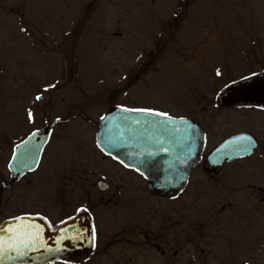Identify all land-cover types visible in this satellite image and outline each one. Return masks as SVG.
I'll list each match as a JSON object with an SVG mask.
<instances>
[{
	"label": "rangeland",
	"instance_id": "374dc122",
	"mask_svg": "<svg viewBox=\"0 0 264 264\" xmlns=\"http://www.w3.org/2000/svg\"><path fill=\"white\" fill-rule=\"evenodd\" d=\"M174 1L140 0L137 15L122 16L117 0H0V125L23 120L26 101L39 93L51 99L44 113L64 115L66 94L88 87L94 123L114 102L207 120L213 125L207 130L209 145L229 130L253 131L260 142L254 154L224 170L223 184L197 185L194 175L187 198L190 216L216 215L227 201L234 214L228 223L221 211L215 254L200 253L194 264H229V235L235 264H264L259 250L264 204L246 186L264 188V112L219 113L211 104L225 85L248 74L245 63L252 61L255 68L260 67L256 59L264 62V11L241 8L243 0H194L171 44L156 46L151 40L157 22ZM16 129L14 139L21 133L20 126Z\"/></svg>",
	"mask_w": 264,
	"mask_h": 264
},
{
	"label": "flooded vegetation",
	"instance_id": "af4514ba",
	"mask_svg": "<svg viewBox=\"0 0 264 264\" xmlns=\"http://www.w3.org/2000/svg\"><path fill=\"white\" fill-rule=\"evenodd\" d=\"M117 1L120 2L118 11L122 16L137 15L143 9L139 6L140 0ZM191 1L194 2L175 0L168 15L158 20V30L151 40L154 45L171 44L172 34L193 9ZM243 1L246 5L241 8L264 11V0ZM137 21V25L143 24ZM250 43L248 49L252 47ZM256 60L260 67L254 68L252 61L244 64L247 70L244 72L248 73L245 77L264 72V62ZM223 90L211 100L216 112L233 109L264 112V105L220 106L217 99ZM37 95L41 99L37 100ZM37 95L26 101L23 120L15 123L5 120V124L0 125V224L14 217L38 216L56 227L82 214L88 221V238L85 253L80 255L45 263L20 264H194L200 263V253L206 257L215 254L216 241L220 238L221 211L227 212L224 218L230 223L234 216L233 205L230 201L221 203V211L217 210L216 215L207 218L190 216L187 190L194 175L200 181L197 185L222 183L227 175L224 170L249 159L260 147L253 131L229 130L209 145L207 130L213 125L207 120H193L204 133L200 160L191 170L183 189L174 194L159 195L149 189L148 181L135 168L104 154L96 146L95 133L101 116L96 123L88 116V87L66 94L68 101L64 115H59L57 110L51 114L49 111L44 113V103L49 107L51 99L40 93ZM116 106L113 102L110 108ZM29 111L33 114L31 121L28 120ZM17 126L21 127V133L14 139L13 133L19 130ZM45 126L50 127V136L40 149L35 167L12 177L9 163L14 147ZM238 133H249L255 137L258 146L253 154L230 162L224 160L215 171H208L206 156L223 140ZM246 186L255 192L257 203L264 204V188L253 184ZM211 227L217 229L215 234H210ZM232 238L229 235V264H235ZM260 244L259 250L264 252V237H261ZM212 258L216 260V257Z\"/></svg>",
	"mask_w": 264,
	"mask_h": 264
},
{
	"label": "water",
	"instance_id": "95a60500",
	"mask_svg": "<svg viewBox=\"0 0 264 264\" xmlns=\"http://www.w3.org/2000/svg\"><path fill=\"white\" fill-rule=\"evenodd\" d=\"M218 104L264 105V72L229 85L218 96ZM103 117L95 135L96 145L103 153L135 168L147 179L149 189L159 195H170L183 189L204 146V134L196 123L187 118L168 116L169 119L142 112H125L118 107ZM49 135L50 127L46 126L14 147L9 163L12 177L35 167ZM256 147L257 141L252 135H232L206 156L208 171H215L224 160L230 162L249 156ZM20 217L21 221L12 218L0 224V239L8 240L12 234L6 229L17 223L36 226L32 232L38 229V235L22 249L23 255L5 248L0 252V264L45 263L85 253L88 221L84 215L78 214L56 227L44 217Z\"/></svg>",
	"mask_w": 264,
	"mask_h": 264
},
{
	"label": "snow or ice",
	"instance_id": "6c2138e0",
	"mask_svg": "<svg viewBox=\"0 0 264 264\" xmlns=\"http://www.w3.org/2000/svg\"><path fill=\"white\" fill-rule=\"evenodd\" d=\"M217 75L218 76L220 75L219 71H217ZM252 75H255V73H253ZM247 79H248L247 77H241V80H247ZM233 83H236V81H233ZM225 87H228V85H225ZM241 87H244V85H241ZM36 99L39 100L41 99V97L37 95ZM117 107L122 108V110L125 112H142V113H148L151 115L161 116L171 119L170 117H168V113L159 112L152 108H126L122 105H117ZM32 118H33V114L31 111H29L28 120L31 121ZM100 119L103 120L104 117L102 116ZM245 151H247V149H245ZM77 211L79 212L81 211V209H77ZM13 219L15 221L22 220L21 217H14ZM34 227L36 226L17 223L15 227L7 228L6 231L11 233L12 235L8 240L0 239V252H3L5 248H7L9 250L15 251L17 255H23L24 252L22 251V249L24 247H27L30 241H34L36 235H38V229L35 233L32 232V229ZM93 236H94V232H93Z\"/></svg>",
	"mask_w": 264,
	"mask_h": 264
},
{
	"label": "trees",
	"instance_id": "16d2710c",
	"mask_svg": "<svg viewBox=\"0 0 264 264\" xmlns=\"http://www.w3.org/2000/svg\"><path fill=\"white\" fill-rule=\"evenodd\" d=\"M143 68H144V67H143ZM141 71H143V69H142Z\"/></svg>",
	"mask_w": 264,
	"mask_h": 264
}]
</instances>
